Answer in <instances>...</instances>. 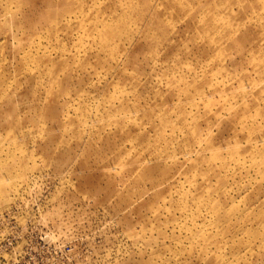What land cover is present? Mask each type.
<instances>
[{
    "label": "rangeland",
    "instance_id": "374dc122",
    "mask_svg": "<svg viewBox=\"0 0 264 264\" xmlns=\"http://www.w3.org/2000/svg\"><path fill=\"white\" fill-rule=\"evenodd\" d=\"M0 264H264V0H0Z\"/></svg>",
    "mask_w": 264,
    "mask_h": 264
}]
</instances>
